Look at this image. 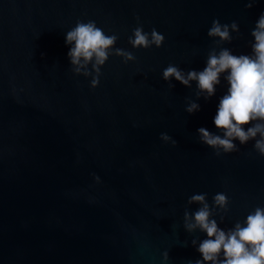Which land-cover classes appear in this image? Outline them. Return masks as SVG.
Listing matches in <instances>:
<instances>
[{
	"label": "water",
	"instance_id": "water-1",
	"mask_svg": "<svg viewBox=\"0 0 264 264\" xmlns=\"http://www.w3.org/2000/svg\"><path fill=\"white\" fill-rule=\"evenodd\" d=\"M248 3L0 0V264H165V251L166 264H195L207 236L184 229L185 210L200 207L188 205L191 195L206 193L212 207L226 194L228 211L213 217L225 231L264 207L255 142L217 156L198 136L201 127L222 135L213 121L224 78L205 101L194 82L162 77L169 64L203 70L214 19L239 27L221 47L250 55L264 0ZM88 20L136 58L110 55L95 89L72 71L65 42ZM138 26L162 34L163 45L133 49ZM190 102L200 110L187 113Z\"/></svg>",
	"mask_w": 264,
	"mask_h": 264
},
{
	"label": "clouds",
	"instance_id": "clouds-1",
	"mask_svg": "<svg viewBox=\"0 0 264 264\" xmlns=\"http://www.w3.org/2000/svg\"><path fill=\"white\" fill-rule=\"evenodd\" d=\"M254 2L249 0L247 7L251 8ZM232 33H239L235 21L229 25L214 19L207 35L215 41V47L209 51L203 70H189L185 73L169 64L163 70L162 77L166 82L174 78L188 88L194 82L197 86V100L203 97L205 101L215 96L223 77L228 87L219 100L213 121L222 135L201 127L198 129L200 142L220 156L221 153L239 151L236 141L242 146L254 141V150L264 157V13L259 16L251 31L254 43L250 45V55H234L230 49L221 47L231 42ZM117 40V35H106L93 20L77 21L67 31L65 41L70 46L67 55L74 74L91 77L90 86L95 89L100 83L101 68L110 55L122 58L124 63L135 61L132 52L115 48ZM128 43L133 49H149L153 46L160 48L164 36L155 29L147 33L142 26H138L133 30ZM169 86L174 87L171 83ZM199 110L200 105L196 102H190L186 108L189 114ZM160 139L165 143L171 141L166 133H162ZM171 142L176 146L175 141ZM187 203L200 207L194 213L185 210L184 229L190 234L199 230L207 236L198 243L197 251L202 259L195 264H264V207L255 208L243 224L237 222L233 228L225 231L213 217L228 211L226 194H215L212 207L207 202L206 193L191 195ZM192 244L197 245V240L193 239ZM162 258L166 264L169 260L168 251L162 253Z\"/></svg>",
	"mask_w": 264,
	"mask_h": 264
}]
</instances>
